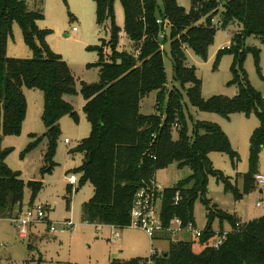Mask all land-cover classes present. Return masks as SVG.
Wrapping results in <instances>:
<instances>
[{
	"label": "trees",
	"instance_id": "16d2710c",
	"mask_svg": "<svg viewBox=\"0 0 264 264\" xmlns=\"http://www.w3.org/2000/svg\"><path fill=\"white\" fill-rule=\"evenodd\" d=\"M160 1L164 13L160 12L159 0H120L124 11L121 29L114 21V0H94L97 26L101 28L109 21L110 27L109 39L101 40L95 47L99 61L93 65L98 68L99 81L81 82L79 89L90 132L71 152L82 155L81 165L76 169L80 174L79 184L88 182L93 190L81 207V218L96 226L120 229L130 226V209L137 190L149 184L159 168L175 162L178 167H188L191 173L157 193L163 226H169L174 217L179 218L183 227L189 221L194 224L192 207L198 198L208 208L209 222L197 238L189 236L169 242V235L162 234L161 239L168 242V249L155 255L153 264H264V216L242 223L226 212L210 208L206 200L209 176H215L226 188H231L228 179L213 168L209 153L222 152L231 158L236 155L227 136L215 124L196 122L193 136L187 134L180 93L168 87L166 81L156 23L157 17L170 21L173 75L182 87L188 85L186 96L195 107L225 116L242 112L257 117L258 126L248 146L249 162L254 169L264 145L262 97L247 82H238V92L233 98L213 96L203 100L200 82L195 77L194 67L187 65L182 47L190 48L197 56H205L216 31L210 19L217 16L223 26L236 23L238 28L231 34V47L223 51H234L241 62L245 53L242 42L246 36H257L264 44V0H189L188 11L175 0ZM30 6L33 9L29 8L27 0H0V219L18 216L17 209L26 187L31 195L43 187L39 181L25 182L19 172L7 166L5 159L10 151L1 143L3 136L18 134L21 130L27 106L23 87L39 90L43 95L41 121L45 132L41 137L31 135L28 147L40 138L47 139L44 170L52 166L60 119L67 115L77 120L73 107L64 100L65 95L76 93L74 75L68 64L48 48L45 37L49 32L37 28V21L44 18L43 0H36ZM203 18L205 23L198 24ZM14 23L19 25L25 44L32 50L30 59L7 56ZM121 33L132 50H118ZM39 45L45 49V56ZM151 91L156 92L155 111L142 114L140 103ZM174 126L178 128L176 140L171 138ZM253 181L255 177L247 174L245 189L252 186ZM175 193L179 194L176 204ZM214 218L220 223L226 220L232 227L218 247H213L212 242L225 231L211 230ZM194 246L199 249L194 250ZM128 264H143V261Z\"/></svg>",
	"mask_w": 264,
	"mask_h": 264
},
{
	"label": "rangeland",
	"instance_id": "374dc122",
	"mask_svg": "<svg viewBox=\"0 0 264 264\" xmlns=\"http://www.w3.org/2000/svg\"><path fill=\"white\" fill-rule=\"evenodd\" d=\"M34 1L36 0H27L30 9H33L30 5ZM175 3L186 11L191 8L189 0H175ZM159 9L164 13L160 0ZM213 12L212 10L208 15L211 16ZM113 14L115 24L122 29L124 11L120 0H114ZM43 16L42 20L37 21V28L49 32L45 37L48 48L68 64L75 78L76 93L65 95L64 100L73 107L77 120L67 115L60 119V133L51 157L52 166L49 170H44L47 139L40 138L36 144L28 147L31 135L41 137L45 132L41 121L43 95L39 90L23 87L27 106L21 130L18 134L3 136L1 143L2 147L10 151L5 162L12 171L19 172L20 178L25 182L39 181L43 184L42 189L34 195H31L27 187L24 189L22 204L17 213L19 211L21 215L31 206H43L46 218L33 221L28 226L25 238L18 236L9 219H0V264H128L148 259L152 248L161 254L168 249V242L151 240L140 227L130 225L120 229L107 225L96 226L81 218V207L91 197L93 190L88 182L79 184L80 174L76 169L81 165L82 155L71 152L90 132V125L83 112L85 103L79 89L81 82L92 84L99 81L98 68L93 65L99 61V53L95 47L100 45L101 40L109 39V21L101 28L97 26L94 0H43ZM204 20L203 18L198 24H204ZM210 22L216 27V31L205 56H197L190 48L182 47L187 65L194 67L195 77L200 82L201 98L208 100L216 96L231 99L238 92V82H247L262 97L264 44L260 38L249 35L243 39L242 48L245 53L239 62L234 51L221 49L232 43L231 34L238 28L236 23L223 26L218 22L217 16H212ZM163 33L160 42L166 81L168 87L176 88L180 93L187 120V134L193 136L196 122L215 124L227 136L230 148L236 155V158H231L222 152L209 153L213 168L228 179L231 187L226 188L215 176H209L206 200L210 203V208L226 212L242 223L263 217L264 183L253 181L248 189L244 186L247 174L252 178L256 174L264 175V145L254 169L249 162V139L258 126L257 117L242 112H232L225 116L217 111L195 107L186 96L188 85L182 87L173 75L171 30L168 24ZM119 45L118 50L133 49L129 47V41L123 33L119 35ZM39 47L41 54L45 56V49L40 45ZM108 48L105 47L107 51ZM6 52L11 58L33 57L17 23L12 26V37L8 40ZM155 102L156 92L151 91L142 99L140 112L146 115L154 113ZM171 138H178V128L175 126L172 128ZM65 139L70 143H65ZM190 173L188 167H178L173 162L159 168L153 180L157 186L167 188L186 179ZM70 175L76 177L75 184L69 183ZM207 212L204 202L200 198L196 199L192 207L195 229L206 230L209 222ZM67 222L70 223L69 227L64 225ZM50 224L58 232L51 234ZM210 228L215 233L230 232L232 229L228 221L220 223L218 218L212 220ZM115 232L119 234L118 238L112 236ZM181 238L188 239L189 235L183 234ZM198 249V246H194V250Z\"/></svg>",
	"mask_w": 264,
	"mask_h": 264
},
{
	"label": "built area",
	"instance_id": "2783aa9c",
	"mask_svg": "<svg viewBox=\"0 0 264 264\" xmlns=\"http://www.w3.org/2000/svg\"><path fill=\"white\" fill-rule=\"evenodd\" d=\"M156 23L158 25V39H161V36H164L163 29L170 21L165 17H157ZM73 30H76L73 28ZM231 47V43L226 47L221 48L229 49ZM138 52H136V57L138 56ZM262 100L264 101V95L262 96ZM177 126V125H176ZM65 143H70L67 139L64 140ZM69 183L75 184L76 177L74 175H70L68 178ZM255 181L257 183H264V175L256 174ZM163 188L159 187L155 184L154 180H151L149 184H145L141 186L134 195L132 206L130 209V225L140 227L145 231V233L150 237L151 240L164 241L161 239V235L167 233L170 237L169 242L178 241L183 234H187L189 236H193L195 238L199 237L202 231L195 229L194 224L192 222H188L186 226L181 225V221L179 218L174 217L169 226L164 227L161 219L159 217V198L157 193L160 192ZM179 200V194L175 193L174 203L176 204ZM260 203L258 202L257 205ZM45 209L43 206H36L28 208L23 214L15 216L10 219L13 227L16 229V232L19 237L25 238L28 232V226L33 221L43 220L45 219ZM69 227L70 223L67 222L64 224ZM49 232L51 234H55L58 232L57 228L53 225H49ZM114 238H118V233H112ZM226 238V232L215 237L212 242L213 247H218L222 244V242ZM158 252L153 248L150 251V257L143 261V264H153V257L157 255Z\"/></svg>",
	"mask_w": 264,
	"mask_h": 264
},
{
	"label": "crops",
	"instance_id": "0c3cea01",
	"mask_svg": "<svg viewBox=\"0 0 264 264\" xmlns=\"http://www.w3.org/2000/svg\"><path fill=\"white\" fill-rule=\"evenodd\" d=\"M93 225V224H92Z\"/></svg>",
	"mask_w": 264,
	"mask_h": 264
}]
</instances>
